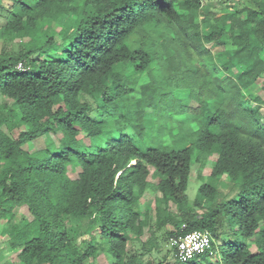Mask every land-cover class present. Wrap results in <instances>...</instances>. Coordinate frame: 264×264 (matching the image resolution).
<instances>
[{
  "label": "trees",
  "instance_id": "16d2710c",
  "mask_svg": "<svg viewBox=\"0 0 264 264\" xmlns=\"http://www.w3.org/2000/svg\"><path fill=\"white\" fill-rule=\"evenodd\" d=\"M2 2L0 234L17 264H264V97L244 92L264 74V9ZM169 109L185 118L166 145ZM42 136L57 139L30 151ZM212 155L217 180L190 201L192 161ZM21 206L31 219L16 220ZM194 229L227 236L214 261L180 262L169 247Z\"/></svg>",
  "mask_w": 264,
  "mask_h": 264
},
{
  "label": "rangeland",
  "instance_id": "374dc122",
  "mask_svg": "<svg viewBox=\"0 0 264 264\" xmlns=\"http://www.w3.org/2000/svg\"><path fill=\"white\" fill-rule=\"evenodd\" d=\"M255 2L259 6L260 9H264V0H255ZM2 3L6 4L7 0H3ZM233 5H237L238 8H241L243 6L255 7L253 0H202L201 11L207 12L209 9L212 11H218L224 7L231 8V7H233ZM244 16H245L244 12L241 13V17L243 18ZM3 21H4V18L0 16V25L2 24ZM227 22H228V18L226 16L222 15L220 17V23L225 24ZM55 39L59 40L58 34L55 35ZM2 43L3 42L0 39V49H1ZM210 45L211 44H208V46H210ZM14 46L16 47L15 43H14ZM161 63H163V62H161ZM263 80H264V74L258 81H256L254 84L249 86L247 89H245L244 92L245 93L259 94L261 97H264V92L261 89ZM146 81H150V78L148 77V75L144 74L143 76H141L138 83H143ZM0 102L1 103L2 102L11 103L10 100L4 98L3 96H0ZM263 110H264V108H263ZM164 114L161 118L159 117L158 120H160V122H162V124H164V127H165L164 128V134H163V143L166 145H169L172 142V137H169L170 133H168L165 130L170 126H174L172 133H176V131H177L176 126L182 121L183 118H185V116L182 115V113H180V112H174L172 109H169V111L168 112L166 111ZM158 124H161V123H158ZM56 139H57V136L56 137H54V136L39 137L38 139L34 140L30 144V151H34V150L43 148L48 142H50L52 140H56ZM214 159H215L214 155L210 156L208 158V161L204 165H201L199 162L192 161V164L190 167V180L188 182V186L186 189V193H187V196L190 199V201L195 197L197 188L203 182L215 183V181L217 180V178H215V177H209L212 161ZM77 171H78L77 168H74V169H71L70 167L67 168V174L70 177H75ZM150 171H151V173H153L152 169ZM149 180L151 182H153V181H156V178L150 176ZM153 196H154V193L150 189H147L145 194H144V197H143L144 203H147L149 205L151 212L153 211V208H154ZM20 216H24L27 219H31V214L28 212L26 206H21L15 210L16 220L19 219ZM74 223H75V220L72 217L67 218L66 225L68 227L73 225ZM234 230H236V227L234 228ZM234 232L235 231H233L232 233H234ZM146 237H147V234L143 235L141 237V239H145ZM233 237L236 238L237 240L242 239V237H240L238 234H234ZM224 239L225 240L227 239L226 235H222L220 238L212 237L211 249L213 250L215 256L207 258L208 262L214 261V259L216 258V255L218 254V243ZM128 247H131L130 244L128 245ZM167 249H168V246H163L162 252L154 253V254H155V256H157L159 258L165 253V251ZM18 252H19V250H11L8 247V244L5 240V237H3L2 234H0V263L3 262L4 260H10V261L17 264L16 256H17ZM193 260L198 261V262H203L204 258H203V255L200 254V255L196 256L195 258H193ZM94 264H107V262H106L104 256L100 255L96 258ZM182 264H184V263H182Z\"/></svg>",
  "mask_w": 264,
  "mask_h": 264
},
{
  "label": "built area",
  "instance_id": "2783aa9c",
  "mask_svg": "<svg viewBox=\"0 0 264 264\" xmlns=\"http://www.w3.org/2000/svg\"><path fill=\"white\" fill-rule=\"evenodd\" d=\"M18 68L21 64H18ZM169 247L175 250V256L180 262H187L202 253L213 255L211 249L212 235L205 229H194L168 239Z\"/></svg>",
  "mask_w": 264,
  "mask_h": 264
}]
</instances>
